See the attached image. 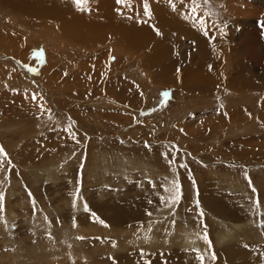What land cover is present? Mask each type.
<instances>
[{"label": "rangeland", "instance_id": "374dc122", "mask_svg": "<svg viewBox=\"0 0 264 264\" xmlns=\"http://www.w3.org/2000/svg\"><path fill=\"white\" fill-rule=\"evenodd\" d=\"M59 2L0 0V264H264V0Z\"/></svg>", "mask_w": 264, "mask_h": 264}, {"label": "bare ground", "instance_id": "6f19581e", "mask_svg": "<svg viewBox=\"0 0 264 264\" xmlns=\"http://www.w3.org/2000/svg\"><path fill=\"white\" fill-rule=\"evenodd\" d=\"M31 1V0H30ZM60 0H53V8L51 7H49V8H46L44 11L45 12H43V14H51L52 15V13L53 12H58V13H60V11H61V9H60V7L58 6V4H61L60 2H59ZM106 1V0H105ZM104 0H102V2H101V7L100 8H98L95 12H97L95 15H94V17H97L98 18V20H94V22H92L91 23V26H95L96 24H99V26H108V27H111V28H113L112 29V33L114 34V36H116L115 38H117V37H120V36H124V34L123 33H121V30H122V28L124 27V25H123V20H122V16H120V14H115L114 13V11L112 10V8H111V11L112 12H109L108 13V9H106V7L105 6H107V4L109 3V2H105ZM26 4H28V3H26ZM45 4V3H44ZM111 5V4H110ZM63 11L65 10V8L64 9H62ZM33 12H34V10H32ZM32 12V13H33ZM84 14H86V13H84ZM84 14L82 13V14H78V15H74V22H73V24L76 26V24L78 25V26H82L83 24H85V23H87L88 25L90 24L89 23V19L87 18V16H84ZM72 20V21H73ZM182 20L183 21H181L180 23H178V25H180V26H183V27H185L184 26V19L182 18ZM176 23V22H175ZM69 26V25H68ZM73 28L74 29H77V28H75L74 26H73ZM71 29V28H70ZM85 29H88V28H85ZM186 29V28H185ZM78 30H80V29H78ZM113 34H111V33H109V34H106V35H113ZM124 38V37H123ZM168 77V76H167Z\"/></svg>", "mask_w": 264, "mask_h": 264}, {"label": "snow or ice", "instance_id": "6c2138e0", "mask_svg": "<svg viewBox=\"0 0 264 264\" xmlns=\"http://www.w3.org/2000/svg\"><path fill=\"white\" fill-rule=\"evenodd\" d=\"M82 2H83V0H75V3H77V4H80ZM118 2H124V0H118ZM204 2L207 3L208 0H204ZM192 3H193V5H196L197 0H192ZM192 11L193 12L195 11V7H193ZM144 14L145 15H148L149 14L148 6H147V0H145V4H144ZM29 70L31 71L33 69H29ZM164 95L167 96L168 93L165 92ZM33 99H35V97H33ZM0 154H3L6 157V153L4 152V149L2 147H0ZM9 163H10V161H9ZM2 164H3V161H0V166H2ZM174 190H175V195H170L168 199L172 203H178L179 200H180V198H181L180 185H179L178 182H174ZM253 191H255V189H253ZM0 199H2V197H0ZM162 199H164V198H162ZM256 203H257V205H259V201H257ZM85 209L87 210V206L86 205H85ZM149 215H151V214L149 213ZM101 223H103V222L101 221ZM73 226L75 227L76 225L74 224ZM203 238L205 239V241H207L206 234H205V236ZM81 239H82V237H81ZM192 250L195 251V252H198L199 251L196 248H193ZM214 258L215 257H213V259ZM197 259L201 262V264H203V261H204V256L203 255H199L197 257Z\"/></svg>", "mask_w": 264, "mask_h": 264}]
</instances>
